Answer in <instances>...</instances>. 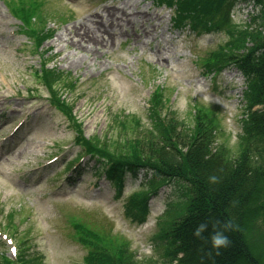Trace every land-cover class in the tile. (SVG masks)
Instances as JSON below:
<instances>
[{"label": "rangeland", "instance_id": "374dc122", "mask_svg": "<svg viewBox=\"0 0 264 264\" xmlns=\"http://www.w3.org/2000/svg\"><path fill=\"white\" fill-rule=\"evenodd\" d=\"M44 2L49 10L43 15L54 33L44 44H47L48 56L51 58L50 67L63 71L71 70L79 82L78 92L73 97V112L83 121V130L87 137L104 135V138L109 136L110 140L114 137L112 142H115V139L123 134L129 141L132 137L141 140L148 136L146 141L150 143L153 136L160 137L146 129L151 128L152 124L164 134L166 124H162L160 120L166 118L173 136L185 146L181 153L188 154V150L194 146L190 142L194 138L192 133L197 128L195 124L199 121L202 123L203 134L208 138L214 137L216 143L213 148L218 149V152L214 153V149L210 152L209 147H204L205 157L213 158V161L217 162L215 156L223 153L226 154L224 160L227 163L234 164L236 161L240 166L245 158H253L254 155L250 151L249 156H244L247 141L238 139L242 129L239 119L244 110L243 92L246 84L238 82V88L235 90L237 94L233 101L226 99V90L215 95V99L213 94L205 93L206 84H201L200 78L196 76L200 69L197 66L194 69L186 58H177L186 53L187 48L183 47L181 36L166 31L165 18H162L156 40L161 45L163 55L169 57L171 69H162L156 76H151L153 68L145 66L144 62L159 63L155 59V48L145 52L142 42L135 43L134 39L130 40L128 46H119V42L114 46L108 42L107 35L102 37L103 41L99 39L95 44V36L100 38L96 28L104 23H115L112 14L92 20L91 15L99 11L89 7V0ZM130 5L144 9L148 3L143 0H131ZM53 9L66 12L73 18L68 17L65 23L57 17L52 19L50 12ZM74 10L76 15L73 14ZM152 12L159 14L154 10ZM231 18L234 22L238 20ZM17 24L0 1V96L3 94L6 97L2 103L8 109L6 115L20 105L32 107V114L20 131L11 140L0 144V231L13 240L17 255H22L27 264H82L86 252L73 242L71 230L64 223L65 216L72 215L80 220L84 218L90 221H102L103 216H106L110 218L117 232L132 241L140 257L137 256V260L144 256H154V253L149 255L152 249L146 240L153 233L156 218L164 212L168 202H178L184 196L187 198L190 187L181 185L180 192L171 185L160 189L151 202L148 227L140 229L125 220V200L116 199L114 188L100 172V176L94 173L97 169L94 161L83 160L81 167L84 172L77 177L74 175V179H70L73 181L62 178L60 182H56L51 175L62 169L71 157L77 156L79 149L73 144L74 136L61 126L63 117L59 118L49 110L46 101L23 103L19 102L20 98L14 97L16 92L32 87L36 82L29 75L31 66L36 64V58L18 50L24 42L23 37H10L8 34L10 29L17 32ZM260 26L264 27V20ZM262 34L264 33L242 34L227 48L239 53L251 51L255 46L264 43ZM214 35L199 42L204 48L203 51L196 53L193 50L191 58L198 64L201 61L197 55L203 56L205 48L214 47L216 44L218 46L227 40L223 32ZM122 41H125V38ZM157 66L160 67L159 64ZM142 73L148 78L146 83L141 81ZM241 89L243 92L239 94ZM152 92L154 101L148 107L147 97ZM41 96L45 97L43 93ZM194 98L196 99L193 100ZM201 99L207 101V104H219L221 109H214L216 112L211 113L195 108L193 105ZM185 100L189 101L187 105L184 104ZM239 110L241 113H234ZM116 112L120 114H114ZM214 114L219 121L214 118ZM4 118L0 116V121ZM136 123L142 125L138 131ZM9 128L0 129V137L6 135ZM58 149L68 150L58 165L34 174H23L24 171L45 161L48 155ZM189 159L188 154L187 159L180 161L187 167ZM247 164L255 163L251 160L247 161ZM92 172L99 178L96 186H92L97 180ZM188 173L190 174L189 171ZM141 176L143 179L144 176ZM137 186V181L129 179L125 193L129 194ZM65 200H68L67 204L62 203ZM186 205V200H183L172 208L160 227L162 233L174 228L175 225L170 224L171 221L175 215L186 209ZM100 207L102 216L97 211ZM257 213L259 214L256 206L253 210L248 209L243 223L249 225L252 215ZM14 231L18 232L17 235H14ZM110 254H113V250L107 244L106 256ZM36 256H42V263L36 260ZM180 256L177 257L180 259H174L171 264H177L178 260L183 259ZM135 263L145 264L139 261ZM161 263L162 258H159L146 264Z\"/></svg>", "mask_w": 264, "mask_h": 264}, {"label": "trees", "instance_id": "16d2710c", "mask_svg": "<svg viewBox=\"0 0 264 264\" xmlns=\"http://www.w3.org/2000/svg\"><path fill=\"white\" fill-rule=\"evenodd\" d=\"M262 38L264 40V37ZM253 61L248 67L255 75V88L259 99L255 103H263L264 51L253 58ZM52 79L54 80L55 76ZM164 120L166 123L164 134L152 124L151 128L146 129L150 133H157L160 137L153 136L150 143L146 141L148 136L141 140L132 137L129 141L123 134L115 139L116 144L106 141L107 146L102 144L100 148L106 151V156L114 155V157L152 164L158 174L179 179L184 186L190 187L186 209L174 216L170 223H174V228L165 232L170 236L167 239L169 246L164 248L162 264H171L180 255L183 259L178 260L177 264H264V148L256 149L253 135L255 131L264 137V112L251 113L246 120L244 140L247 141L248 146L244 156H249V151L254 156L252 159L245 158L242 166L236 161L234 164L227 163L224 160L226 154L223 153L215 156L219 160L217 162H214L213 158L205 157L203 148L209 147L208 150L211 152L216 142L214 137L208 138L203 134L202 123L199 121L195 124L197 128L192 133L194 138L190 142L194 146L188 150L190 162L187 167L184 166L180 159L184 161L188 157L187 153H181V149L185 146L173 136L170 124L166 118ZM140 126L142 125L136 123L137 131L141 129ZM214 150V153L218 152V149ZM251 160L255 164H247V161L251 162ZM213 175L218 178L214 184L209 183L208 180ZM254 206L257 207L260 217L258 213L252 215L251 223L244 224L246 211L253 210ZM225 220L232 221L234 225L231 231L225 233L231 243L228 247L213 249L210 237L214 231L220 230V225ZM201 223L207 224V229L201 237L193 236L194 229ZM111 239L112 242L105 243L101 253L92 257L88 264H137L129 253V245H126L124 240ZM107 244L113 250V254L109 256H106ZM19 257L21 258L22 255ZM0 264L12 263L5 260ZM18 264L27 263L22 257Z\"/></svg>", "mask_w": 264, "mask_h": 264}, {"label": "clouds", "instance_id": "9594fccd", "mask_svg": "<svg viewBox=\"0 0 264 264\" xmlns=\"http://www.w3.org/2000/svg\"><path fill=\"white\" fill-rule=\"evenodd\" d=\"M189 101L185 100L184 104L187 105ZM217 177L215 175L210 176L208 178L209 183H216ZM219 224V222H216ZM233 223L230 220H225L222 225H220V230H216L212 233L210 237V243L213 249H220L228 247L231 243L229 237L225 234L227 231H231L233 228ZM215 227V225H214ZM207 229V224L201 223L199 224L193 231V236L195 237H201L202 233L205 232Z\"/></svg>", "mask_w": 264, "mask_h": 264}, {"label": "bare ground", "instance_id": "6f19581e", "mask_svg": "<svg viewBox=\"0 0 264 264\" xmlns=\"http://www.w3.org/2000/svg\"><path fill=\"white\" fill-rule=\"evenodd\" d=\"M145 32V31H144ZM96 44V43H95Z\"/></svg>", "mask_w": 264, "mask_h": 264}]
</instances>
